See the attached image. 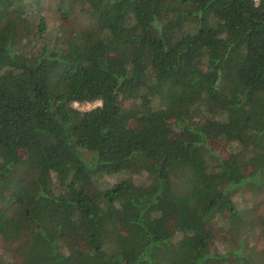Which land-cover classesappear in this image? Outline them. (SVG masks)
<instances>
[{
	"label": "trees",
	"instance_id": "trees-1",
	"mask_svg": "<svg viewBox=\"0 0 264 264\" xmlns=\"http://www.w3.org/2000/svg\"><path fill=\"white\" fill-rule=\"evenodd\" d=\"M41 7L0 0V237L21 264H264V211L236 203L264 191V0H58L97 31L53 41Z\"/></svg>",
	"mask_w": 264,
	"mask_h": 264
},
{
	"label": "rangeland",
	"instance_id": "rangeland-1",
	"mask_svg": "<svg viewBox=\"0 0 264 264\" xmlns=\"http://www.w3.org/2000/svg\"><path fill=\"white\" fill-rule=\"evenodd\" d=\"M42 1V7H41V15L45 18L47 28H48V40L53 41L55 38H57L60 34L63 36H69V35H80V36H87L89 34H93L97 31V25L95 21L90 19L89 16L84 15L79 12L78 9L71 13L68 18L65 20L61 18V15L59 11L57 10V4L58 0H41ZM158 102V101H156ZM100 105L99 102L94 104H74L73 106L76 109L87 111L92 109L95 106ZM156 105V103H155ZM124 106H129V103H124ZM214 151L225 158L229 152L230 148L228 147L227 143L224 140L219 141L218 143L212 144ZM126 177L123 174L113 175V176H104L101 178H98L97 180V187L100 189H104L105 187L114 184L115 182L123 179ZM146 176L141 177L142 180H145ZM138 179V178H137ZM138 179V180H141ZM241 201H246L253 207L260 208L258 209V212L264 211V191L261 193L253 192L248 187L244 189L241 197L236 201L237 207L240 209L243 206ZM131 219L126 218L124 220V226L126 228H131ZM217 227H223L227 229V224L222 221L218 220L217 224L215 225V228ZM250 237V236H249ZM179 236L175 237V241H177ZM227 237L223 234V236L219 239L215 245L216 251H220L221 253L225 252L227 250L226 244L228 243V240L226 241ZM264 244V243H262ZM0 256L3 259V262L5 264H21V259L18 256V248L16 244H9L1 239L0 237Z\"/></svg>",
	"mask_w": 264,
	"mask_h": 264
}]
</instances>
